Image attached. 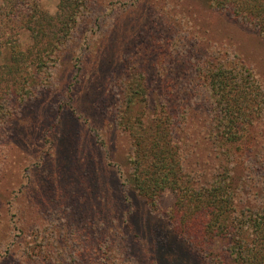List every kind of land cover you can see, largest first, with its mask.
<instances>
[{"label": "rangeland", "instance_id": "rangeland-1", "mask_svg": "<svg viewBox=\"0 0 264 264\" xmlns=\"http://www.w3.org/2000/svg\"><path fill=\"white\" fill-rule=\"evenodd\" d=\"M15 1L0 0V66L12 47L31 59L0 80V264H216L173 233V191L153 209L131 188L133 141L124 126L151 124L154 114L138 107L146 100L165 107L190 124L178 136L188 172L200 185L213 182L225 165L209 134L216 114L207 61L235 58L264 88L258 29L210 0H84L68 40L39 68L34 61L53 39L37 43L26 19L48 25L60 1ZM28 73L25 90L4 92ZM129 103L138 104L131 111ZM234 146L235 186L246 177L260 183L264 122ZM199 162L206 175L197 174Z\"/></svg>", "mask_w": 264, "mask_h": 264}, {"label": "trees", "instance_id": "trees-1", "mask_svg": "<svg viewBox=\"0 0 264 264\" xmlns=\"http://www.w3.org/2000/svg\"><path fill=\"white\" fill-rule=\"evenodd\" d=\"M59 1L58 11L48 18V25L39 18L32 21L28 16L26 19V27L36 41L40 35L42 39L48 34L53 39L46 44L45 53L38 55L34 61L39 68L52 58L54 48L68 40L84 4V0ZM210 1L218 11L252 23L264 37V0ZM22 4L21 0L14 2V5ZM27 56L19 47H12L10 63L0 66V80H6L12 71L27 64V59H31L30 55ZM207 63L204 79L209 86L216 114V118L209 124L207 121V124L213 139L214 158L225 166L219 168L213 182L198 184V179L185 166L183 147L179 143L182 139H178L190 124L186 121L181 123L178 119L175 121L165 107H150L146 100L145 106L138 107L154 114L151 124L143 125L139 120L124 126L130 130L133 141L132 172L127 175V182L153 209L164 192H174L175 208L169 216L171 228L197 253L206 252L216 260V264H264V169L260 183H253L252 178L246 177L247 184L235 186L240 158L232 148V145H238L239 149V144L247 135L264 122V88L254 71L235 58L220 54ZM29 74H18L22 77L15 78L22 80L18 83L21 87L4 82V92L21 93L33 79ZM131 97L134 100L135 96ZM137 104L129 103L127 109L133 111ZM0 108L1 115L3 106ZM200 163L196 165L198 175L204 171L199 170L204 165ZM203 175H206L205 171ZM217 245H220L221 252H217Z\"/></svg>", "mask_w": 264, "mask_h": 264}]
</instances>
